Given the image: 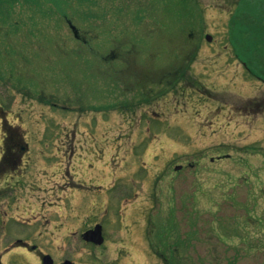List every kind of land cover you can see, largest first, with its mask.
Masks as SVG:
<instances>
[{"label":"rangeland","instance_id":"374dc122","mask_svg":"<svg viewBox=\"0 0 264 264\" xmlns=\"http://www.w3.org/2000/svg\"><path fill=\"white\" fill-rule=\"evenodd\" d=\"M4 121L0 247L264 264V0H0Z\"/></svg>","mask_w":264,"mask_h":264},{"label":"flooded vegetation","instance_id":"af4514ba","mask_svg":"<svg viewBox=\"0 0 264 264\" xmlns=\"http://www.w3.org/2000/svg\"><path fill=\"white\" fill-rule=\"evenodd\" d=\"M0 156V173L15 171L22 161L23 155L26 153L20 150V139L18 135L3 134ZM14 142L11 148V143ZM46 222V220L44 221ZM43 225V224H42ZM44 233V230H39L32 238H38L39 233ZM3 239V238H2ZM4 242V241H3ZM16 246L2 245L0 247V264H83L72 261L68 258H59L53 254L48 248L31 242L28 239L24 242L19 241ZM90 244V243H88ZM150 244V243H149ZM91 245V244H90ZM22 249L23 251L16 252V248ZM161 257L163 255H160ZM12 259V260H11ZM165 263L169 264L166 257H163ZM179 264H182L180 261ZM184 264V263H183Z\"/></svg>","mask_w":264,"mask_h":264},{"label":"water","instance_id":"95a60500","mask_svg":"<svg viewBox=\"0 0 264 264\" xmlns=\"http://www.w3.org/2000/svg\"><path fill=\"white\" fill-rule=\"evenodd\" d=\"M207 40H210V38L207 36ZM180 166H177L175 169H179ZM83 239L88 242H92L94 244L100 245L103 242V238L101 236V226L96 225L94 229L88 230L83 234Z\"/></svg>","mask_w":264,"mask_h":264},{"label":"trees","instance_id":"16d2710c","mask_svg":"<svg viewBox=\"0 0 264 264\" xmlns=\"http://www.w3.org/2000/svg\"><path fill=\"white\" fill-rule=\"evenodd\" d=\"M159 92H160V91H159ZM7 132H8L9 134H12V135H18V137H19V130H18L17 128H14V127H7ZM19 139H20V137H19ZM19 148H20V150H23V151L26 150V146H25V144H23V143H21V144L19 145Z\"/></svg>","mask_w":264,"mask_h":264}]
</instances>
